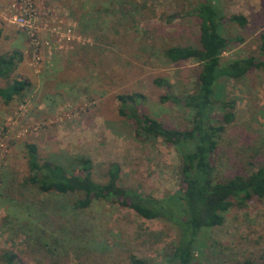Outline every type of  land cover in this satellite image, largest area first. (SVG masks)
I'll use <instances>...</instances> for the list:
<instances>
[{
	"label": "rangeland",
	"instance_id": "374dc122",
	"mask_svg": "<svg viewBox=\"0 0 264 264\" xmlns=\"http://www.w3.org/2000/svg\"><path fill=\"white\" fill-rule=\"evenodd\" d=\"M36 1L39 51L28 47L9 22L10 2L1 10L0 54L21 56L9 79L24 78L30 85L10 103L0 102V254L12 251L19 264H128L131 253L149 264H164L162 253L175 235L167 223L97 200L75 210L73 195L23 185L28 173L24 143L36 145L39 160L73 172L75 156L88 158L92 178L99 182L108 164L116 162L124 187L153 197L176 191L180 162L174 147L159 138H138L132 121L117 114L115 96L140 92L145 114L171 127L189 125L190 111L160 101L166 90L153 79L165 77L167 92L176 96L192 91L198 64L168 62L162 52L197 44L193 0ZM220 5L225 15L246 17L242 27L222 26L224 35L242 41L232 42L221 60L258 57L264 0H220ZM222 96L231 105L212 107L213 118L218 121L219 113L230 111L232 120L213 153L217 180L248 168L249 162H264V72L251 69L239 80L228 79ZM202 234L194 264H256L264 253V199L229 208L222 224Z\"/></svg>",
	"mask_w": 264,
	"mask_h": 264
},
{
	"label": "trees",
	"instance_id": "16d2710c",
	"mask_svg": "<svg viewBox=\"0 0 264 264\" xmlns=\"http://www.w3.org/2000/svg\"><path fill=\"white\" fill-rule=\"evenodd\" d=\"M191 13L198 25L197 44L168 46L162 55L168 62L191 59L198 64L192 91L176 96L167 92L170 84L165 77L153 79L156 87L166 90L160 101H170L190 111L189 125L175 128L145 114L140 107L143 98L140 92L115 96L117 114L132 121L138 138H159L174 147L180 162L176 191L153 197L143 195L137 188L124 187L119 183L120 167L116 162L108 164L104 180L99 182L92 178L88 158L75 156L72 162L76 172H73L59 163L39 160L36 145L24 143L28 173L22 180L23 185L41 193L73 195L71 207L75 210L81 211L97 200L128 208L148 220L167 223L175 235L162 253L164 264H194V254L200 253L199 246L204 244V230L222 224L229 208H243L251 198L264 199V162L256 166L249 162L248 168L225 179L215 178L213 153L232 114L222 111L217 114V121L211 113L214 106L231 105L222 98L223 82L239 80L251 69L264 72V31L258 37V57L246 55L223 61L222 53L232 42H241L242 38L224 35L222 26L234 23L242 27L246 17L235 13L225 15L220 0H193ZM20 57L17 51L0 54V79L5 80L0 85L3 104L20 97L30 85L24 78L9 79ZM0 260L3 264H19L16 254L8 250L0 254ZM127 262L149 264L131 253L127 255ZM256 264H264V253L258 256Z\"/></svg>",
	"mask_w": 264,
	"mask_h": 264
},
{
	"label": "built area",
	"instance_id": "2783aa9c",
	"mask_svg": "<svg viewBox=\"0 0 264 264\" xmlns=\"http://www.w3.org/2000/svg\"><path fill=\"white\" fill-rule=\"evenodd\" d=\"M9 22L23 33L28 47L33 51H39L42 44L37 35L41 30L38 26L41 22L38 20V2L36 0H12L9 4ZM54 28L51 27L49 30Z\"/></svg>",
	"mask_w": 264,
	"mask_h": 264
},
{
	"label": "crops",
	"instance_id": "0c3cea01",
	"mask_svg": "<svg viewBox=\"0 0 264 264\" xmlns=\"http://www.w3.org/2000/svg\"><path fill=\"white\" fill-rule=\"evenodd\" d=\"M10 0H0V37L2 36L3 32L1 30V25H2V22H3V19H2V14H1V10L3 9V7L9 3Z\"/></svg>",
	"mask_w": 264,
	"mask_h": 264
}]
</instances>
